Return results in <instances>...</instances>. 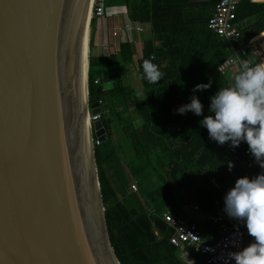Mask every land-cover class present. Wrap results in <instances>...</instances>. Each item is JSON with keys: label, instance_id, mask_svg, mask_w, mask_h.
Listing matches in <instances>:
<instances>
[{"label": "trees", "instance_id": "16d2710c", "mask_svg": "<svg viewBox=\"0 0 264 264\" xmlns=\"http://www.w3.org/2000/svg\"><path fill=\"white\" fill-rule=\"evenodd\" d=\"M216 2L105 0L106 7L125 6L129 20L149 24L150 36L136 61L134 40H121L117 50L96 54L97 18L90 20L88 103L101 102L99 120L107 135L94 144V157L107 232L120 264H207L205 255L191 247L170 243L173 229L162 213L186 218L189 205L196 204L203 215L224 214L225 192L235 179H250L257 169L256 162L247 167L246 141L234 149L230 141L220 145L200 123L210 114V98L233 83L218 71L229 51L207 27ZM237 19L244 25L240 43L252 38L261 53L258 61L250 50L246 57L252 65L264 62V2L243 0ZM146 59L163 74L155 84L143 78ZM135 62L141 98L128 82ZM197 84L211 86L193 92ZM193 95L203 105L202 115L179 114L177 109L191 103ZM231 159L236 161L233 173L226 169ZM133 182L136 191L130 188ZM198 225L206 242L218 238L217 224L202 219ZM253 242L247 234L244 247Z\"/></svg>", "mask_w": 264, "mask_h": 264}, {"label": "water", "instance_id": "95a60500", "mask_svg": "<svg viewBox=\"0 0 264 264\" xmlns=\"http://www.w3.org/2000/svg\"><path fill=\"white\" fill-rule=\"evenodd\" d=\"M87 2L0 0V264H120L94 157L107 135L84 122L102 111L88 60L83 96Z\"/></svg>", "mask_w": 264, "mask_h": 264}, {"label": "clouds", "instance_id": "9594fccd", "mask_svg": "<svg viewBox=\"0 0 264 264\" xmlns=\"http://www.w3.org/2000/svg\"><path fill=\"white\" fill-rule=\"evenodd\" d=\"M142 69L143 78L149 83L162 80V72L151 60H144ZM210 86L197 84L193 92ZM210 99V114L200 121L209 137L220 145L230 141L233 149L246 141L256 162L264 168V62L255 65L242 62L241 71L234 75L231 86L219 89ZM177 111L179 114L191 111L200 116L203 105L193 95L191 103ZM224 205V212L230 218L246 222L248 234L254 239L242 250L229 252L228 260H234L235 264H264V174L237 179L226 193Z\"/></svg>", "mask_w": 264, "mask_h": 264}, {"label": "built area", "instance_id": "2783aa9c", "mask_svg": "<svg viewBox=\"0 0 264 264\" xmlns=\"http://www.w3.org/2000/svg\"><path fill=\"white\" fill-rule=\"evenodd\" d=\"M242 1L243 0H217L212 7L211 14L207 21V27L223 40L229 51L228 56L218 65V71L222 74H226L228 70L232 71L234 75L238 74L241 71L242 62L244 61L252 65L251 61L246 57L247 50H250L255 58H259L256 45L251 41L252 38L249 39L247 43H240L244 25L243 22L237 19V9ZM249 1L254 3L264 2V0ZM105 13V0H93L90 14L91 18L95 17L100 19L105 16ZM142 30L143 24L126 19L121 24L112 27L110 34L114 39L121 33V35H123L127 32H140ZM95 82L97 83L98 79H96ZM100 114L101 112L90 114L88 116L89 122L91 123L99 120ZM100 142L101 141L97 138L93 139V144H99ZM245 154L251 159V161L247 163V167L251 168L252 163L256 162V159L251 154L249 146L245 148ZM235 163L236 161L234 159L227 161L226 169L229 173H233ZM256 163L257 169L252 178L264 174V168H261L258 162ZM229 165H231V167H229ZM237 179L231 184V188L235 186ZM211 182L216 183L214 178H211ZM130 188L136 191V183H131ZM227 192H225L224 195H226ZM189 208L192 212H196L199 209L196 204H190ZM205 215V220L217 224L219 236L213 242H206L204 240L197 220L176 216L170 211L163 212V219L173 229L169 241L174 246H189L193 250L205 255L207 264H225V260H228L227 254L229 252H237L243 249L245 236L248 234L246 222L244 220L230 218L225 212L224 214L218 215ZM228 264H235V261L228 260Z\"/></svg>", "mask_w": 264, "mask_h": 264}, {"label": "crops", "instance_id": "0c3cea01", "mask_svg": "<svg viewBox=\"0 0 264 264\" xmlns=\"http://www.w3.org/2000/svg\"><path fill=\"white\" fill-rule=\"evenodd\" d=\"M104 17L107 18L106 21H108L110 23L108 25L111 28L115 27L113 24L116 22V19L121 18L122 22H124L126 19H128L126 7L125 6H110L108 12L105 13ZM99 21H100V19L98 20V22ZM106 21L104 22L103 20H101L100 23L96 24L97 25L96 26V45H95L94 50L95 49L97 50L98 48H100L103 51L101 53L95 51V53L105 55V54H108L110 52H113V51L118 49V45H119V42L121 40L127 39V40H131V41L134 40L135 49L137 51L134 55V60L136 61L139 57H141L143 42H139L138 40L135 39L136 35H139L140 32H135V31L127 32V33L123 34L122 36H120L121 38H118L119 41H116L115 38L113 39L111 37V34H105V29H104L105 27L103 26V24H106ZM143 25H145V26L147 25L150 28L149 24H147V23L143 24ZM143 31H144V29H143ZM143 31H141V32H143ZM137 53L139 54V56L136 55ZM128 71H130V70H128ZM136 71H137V67L133 68V73H135ZM138 93L141 95V97L143 96V92L141 90ZM141 97L139 96V98H141ZM230 188H231V186H230ZM199 215L200 216L202 215L203 217L200 218ZM186 218L199 221V220L205 219V215L201 214L198 211H196V212L188 211Z\"/></svg>", "mask_w": 264, "mask_h": 264}, {"label": "rangeland", "instance_id": "374dc122", "mask_svg": "<svg viewBox=\"0 0 264 264\" xmlns=\"http://www.w3.org/2000/svg\"><path fill=\"white\" fill-rule=\"evenodd\" d=\"M108 10H109V7H106V12H108ZM90 20H91V18H90ZM98 20L96 21V24L97 23H100L101 20H103L105 22L107 20V18L102 17V18H100V21L99 22H98ZM121 20H122L121 18L116 19V22L113 25L116 26V25L121 24L122 23ZM108 24H110L108 21H106V24H103V26L105 27L104 28L105 29V34H110L111 33V27ZM143 29H144V31L143 32H140V34L139 35H136V37H135V39L138 40L139 42H143L144 38L150 36V28L147 25L146 26L143 25ZM89 34H90V25H89L88 36H89ZM121 34H119L118 36H116V38H115L116 41H119L118 38H121L120 37V36H122ZM256 48H257V54L259 55V57H261V53L259 52L258 45H257ZM95 51L101 53L103 50H101L100 48H98L97 50L95 49L94 52ZM136 55L139 56L138 53ZM134 65H135L134 68H136L137 67L136 62H135ZM226 77L233 78L234 75H233L232 71L228 70L227 73H226ZM128 82L132 83L136 87V89L138 90V92L141 90V81H140L139 75L137 74V71L135 73H133V69L130 71V73L128 74ZM138 95L141 97V95L139 93H138ZM202 217L203 216L201 215L200 218H202Z\"/></svg>", "mask_w": 264, "mask_h": 264}, {"label": "bare ground", "instance_id": "6f19581e", "mask_svg": "<svg viewBox=\"0 0 264 264\" xmlns=\"http://www.w3.org/2000/svg\"><path fill=\"white\" fill-rule=\"evenodd\" d=\"M92 1L93 0H88V2H87V8H86V10L88 12V17H91L90 14H91ZM85 36L87 38V35H85ZM88 44H89V36H88V39H85L84 50H83V68H82V72H83V77H82L83 96H85L86 67H87L88 49H89ZM256 60H257V58H256ZM223 75H226V74H223ZM84 117H85L84 118V122L87 123V120H88L87 115L84 114ZM84 137H85V153H86V155H89L90 156V159H91V144H90V137H89V131H88V124H87V126L85 125Z\"/></svg>", "mask_w": 264, "mask_h": 264}]
</instances>
